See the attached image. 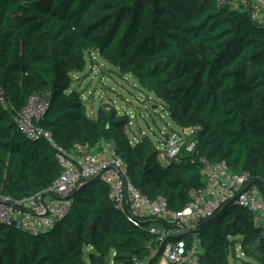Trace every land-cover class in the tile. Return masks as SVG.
<instances>
[{
  "label": "trees",
  "instance_id": "trees-1",
  "mask_svg": "<svg viewBox=\"0 0 264 264\" xmlns=\"http://www.w3.org/2000/svg\"><path fill=\"white\" fill-rule=\"evenodd\" d=\"M99 54L134 76L181 129H197L198 149L163 166L147 137L132 143L131 120L116 109L84 113L73 74ZM32 97L48 104L37 125L68 150L113 145L133 186L173 212L205 186L200 160L246 173V188L264 194V26L214 0H0V196L22 200L61 175L56 150L31 140L15 115ZM71 208L49 233L33 236L0 223V264H141L149 258L152 217H131L106 184L77 188ZM203 264H228L231 237L264 264V229L229 205L197 230ZM88 260V261H87Z\"/></svg>",
  "mask_w": 264,
  "mask_h": 264
},
{
  "label": "built area",
  "instance_id": "built-area-1",
  "mask_svg": "<svg viewBox=\"0 0 264 264\" xmlns=\"http://www.w3.org/2000/svg\"><path fill=\"white\" fill-rule=\"evenodd\" d=\"M219 7L247 12L251 21L264 26V0H214ZM48 104L32 97L15 120L31 140L45 139L56 150L61 168L59 179L46 191L34 197L14 200L0 196V223L38 236L49 232L68 214L72 193L85 179H98L109 188L110 199L117 208L131 217H152L160 222L151 228L155 239L149 246V258L141 264H203L204 250L197 235L199 226L220 209L235 205L264 219V194L246 188L249 175L235 174L225 163L200 160L205 186L192 192V202L181 212H173L163 197L151 200L130 182L128 167L113 145L104 151L88 150L75 145L70 151L60 146L52 134L39 127ZM131 125V123H130ZM197 129H182L165 139L161 155L171 163L183 153L195 154L198 149ZM136 140L132 143H138ZM258 220V219H257Z\"/></svg>",
  "mask_w": 264,
  "mask_h": 264
},
{
  "label": "rangeland",
  "instance_id": "rangeland-1",
  "mask_svg": "<svg viewBox=\"0 0 264 264\" xmlns=\"http://www.w3.org/2000/svg\"><path fill=\"white\" fill-rule=\"evenodd\" d=\"M87 67L82 73H74V84L71 90L82 95L84 113L96 118L101 109H116L121 115H128L131 125L127 132L132 142L147 137L160 149L165 147L166 136L180 134L179 128L164 109L163 104L151 93L143 90L138 80L132 75H123L119 69L110 65L99 54L89 53L86 56ZM111 148L105 143L98 151ZM163 166L169 160L161 155ZM257 190V189H255ZM258 219V220H257ZM255 218L256 228L264 229V219ZM228 264H255L242 252L238 241H244L242 235L231 237ZM88 261V260H87Z\"/></svg>",
  "mask_w": 264,
  "mask_h": 264
},
{
  "label": "water",
  "instance_id": "water-1",
  "mask_svg": "<svg viewBox=\"0 0 264 264\" xmlns=\"http://www.w3.org/2000/svg\"><path fill=\"white\" fill-rule=\"evenodd\" d=\"M168 135L166 136V139H168ZM94 181H99L98 179H85V180H83L79 185H78V188L79 187H81V186H83V185H85V184H88V183H91V182H94ZM101 183H104V182H102V181H100ZM47 233H49V232H46L45 234H47ZM42 235H44V234H42Z\"/></svg>",
  "mask_w": 264,
  "mask_h": 264
},
{
  "label": "crops",
  "instance_id": "crops-1",
  "mask_svg": "<svg viewBox=\"0 0 264 264\" xmlns=\"http://www.w3.org/2000/svg\"><path fill=\"white\" fill-rule=\"evenodd\" d=\"M104 144H105V143L100 144V145L98 146V148L102 147Z\"/></svg>",
  "mask_w": 264,
  "mask_h": 264
}]
</instances>
